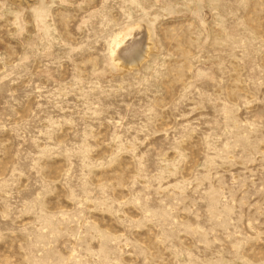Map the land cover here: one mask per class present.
Returning a JSON list of instances; mask_svg holds the SVG:
<instances>
[{
  "label": "rangeland",
  "instance_id": "1",
  "mask_svg": "<svg viewBox=\"0 0 264 264\" xmlns=\"http://www.w3.org/2000/svg\"><path fill=\"white\" fill-rule=\"evenodd\" d=\"M0 264H264V0H0Z\"/></svg>",
  "mask_w": 264,
  "mask_h": 264
},
{
  "label": "bare ground",
  "instance_id": "2",
  "mask_svg": "<svg viewBox=\"0 0 264 264\" xmlns=\"http://www.w3.org/2000/svg\"><path fill=\"white\" fill-rule=\"evenodd\" d=\"M126 36V35H125ZM140 54V53H139ZM142 58V55L140 54L139 56H138V58H136V60H134V62H136V61H138V60H140ZM133 62V61H132Z\"/></svg>",
  "mask_w": 264,
  "mask_h": 264
}]
</instances>
